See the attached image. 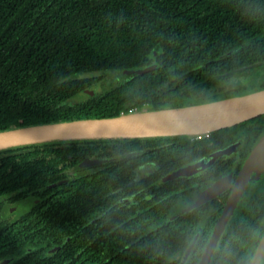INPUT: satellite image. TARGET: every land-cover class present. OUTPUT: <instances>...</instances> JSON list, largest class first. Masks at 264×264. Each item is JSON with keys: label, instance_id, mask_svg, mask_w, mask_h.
Returning <instances> with one entry per match:
<instances>
[{"label": "trees", "instance_id": "1", "mask_svg": "<svg viewBox=\"0 0 264 264\" xmlns=\"http://www.w3.org/2000/svg\"><path fill=\"white\" fill-rule=\"evenodd\" d=\"M117 70L126 74L115 86L83 102L71 101L99 81L76 76ZM260 90L264 0H0V132L191 106ZM240 126L211 133L213 140H83L2 150L0 198L61 179L52 174L66 168L58 163L68 155L79 162L138 153L112 161L85 182L134 185L135 169L143 164L160 161V176L166 175L206 156L228 130ZM32 154L35 159H29ZM57 184L53 190L71 182ZM160 205L144 214L148 221L138 223H43L40 218L51 216L44 210L0 223V261L179 264L194 243L186 264H197L220 208L212 201L165 221L169 209ZM243 208L210 264H250L264 232V192Z\"/></svg>", "mask_w": 264, "mask_h": 264}, {"label": "flooded vegetation", "instance_id": "2", "mask_svg": "<svg viewBox=\"0 0 264 264\" xmlns=\"http://www.w3.org/2000/svg\"><path fill=\"white\" fill-rule=\"evenodd\" d=\"M239 125L241 126L237 129L228 130V135L223 137L224 139L221 138V140L217 141L220 142V145L213 144V151L195 161L199 162L202 160L206 165L205 167L198 168L192 175L180 176L171 180L168 177L181 168L160 176L162 163L160 161H151L135 169L132 179L135 182L134 185L117 184L115 186L93 187L86 185L87 177L102 172L105 169V165L112 161H121L127 157L139 156V154H121L117 157L109 158L92 156L85 157L79 162H77L74 155H68L66 156V161L58 163L61 166L63 164L66 168L54 170V174H52L53 176H61V179L46 186H24L22 189L12 191L1 197L0 223L13 224L22 218H27L26 216L35 213V211L38 213L42 210L51 211L49 213L51 216L39 219L43 223L119 224L146 222L149 218H147L148 216L143 217L144 214L158 203H161V208L169 209L165 217V221H167L213 201L217 204L214 209L220 208L213 224L214 230L222 210L233 191L240 169L248 159L253 146L264 135V114L235 126ZM210 134L200 138L178 139L169 137V139L151 138V140H210ZM24 154L26 153L16 155ZM212 155L213 161L209 163ZM35 157L32 154L29 159H35ZM33 181L36 182L37 180ZM128 181L131 180L129 179ZM171 181H178V186L174 189L165 186L166 182ZM58 182H71V185L60 190H53L52 188H55ZM72 182H77V184L73 185ZM138 182H146V184L137 185ZM212 184L215 185L217 193L212 198L197 205L200 195ZM261 192H264V171L251 176L233 215L227 223L225 231L221 235L213 258L231 222L243 212V207L247 206V203L253 197L259 196ZM62 198L65 199L63 204L57 205L55 202ZM153 201H156L157 204L154 205ZM23 204H26V207H22ZM261 251H264V232L255 248L250 264L256 263L254 260L258 255V259H264V255L261 256ZM259 252L260 254H258ZM261 261L259 264H262ZM9 263L10 260L0 261V264Z\"/></svg>", "mask_w": 264, "mask_h": 264}, {"label": "water", "instance_id": "3", "mask_svg": "<svg viewBox=\"0 0 264 264\" xmlns=\"http://www.w3.org/2000/svg\"><path fill=\"white\" fill-rule=\"evenodd\" d=\"M152 69L153 68L150 67L143 70H137L136 73L144 74ZM261 96H264V90L243 96L191 106L165 108L160 110H144L113 118L84 119L4 131L0 132V151L14 147L48 142L131 140L208 135L264 114V100L251 104L246 110L240 112L237 111V113L228 111L226 114H217L218 112L215 110L218 107L225 104H234L249 99H256ZM212 161L213 155L209 163H212ZM205 166L206 165L202 160L192 163L172 173L168 179L171 180L180 176L192 175L198 168H203ZM263 171L264 135L253 146L248 159L240 169L233 191L222 210L217 224L212 231L197 264L211 263L221 235L225 231L227 223L233 215L251 176ZM216 193V187L212 184L200 195L197 205L212 198ZM193 248L194 243L183 252L179 264L187 263ZM256 259L254 262H256Z\"/></svg>", "mask_w": 264, "mask_h": 264}, {"label": "rangeland", "instance_id": "4", "mask_svg": "<svg viewBox=\"0 0 264 264\" xmlns=\"http://www.w3.org/2000/svg\"><path fill=\"white\" fill-rule=\"evenodd\" d=\"M126 72L124 71H109V72H100V73H84L76 76L77 78H98L99 81L93 85L91 88L87 90V92L80 93L76 97H74L71 101L74 103L83 102L89 98V96H98L111 87L115 86L122 80L121 76H124ZM188 136H180V139H188ZM22 207H26V204H23ZM260 254V252L258 253ZM264 255V251H261V256ZM259 256V255H258ZM256 259L255 264H259L261 261L264 264V259L260 258Z\"/></svg>", "mask_w": 264, "mask_h": 264}, {"label": "bare ground", "instance_id": "5", "mask_svg": "<svg viewBox=\"0 0 264 264\" xmlns=\"http://www.w3.org/2000/svg\"><path fill=\"white\" fill-rule=\"evenodd\" d=\"M260 100H264V96L258 97L256 99H249V100L234 103V104H225V105L218 107L215 111L218 112L217 114H226L228 113V111L237 113V111L240 112V111L246 110L247 108L250 107L251 104H254Z\"/></svg>", "mask_w": 264, "mask_h": 264}, {"label": "built area", "instance_id": "6", "mask_svg": "<svg viewBox=\"0 0 264 264\" xmlns=\"http://www.w3.org/2000/svg\"><path fill=\"white\" fill-rule=\"evenodd\" d=\"M202 136H205V135H198V136H194V137H196V138H200V137H202Z\"/></svg>", "mask_w": 264, "mask_h": 264}]
</instances>
